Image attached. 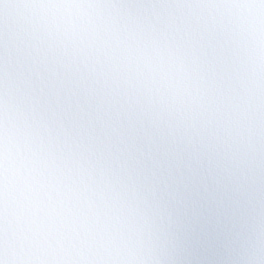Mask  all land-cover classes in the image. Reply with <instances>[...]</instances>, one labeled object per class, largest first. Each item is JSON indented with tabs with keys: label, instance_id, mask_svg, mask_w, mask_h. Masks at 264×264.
<instances>
[{
	"label": "snow or ice",
	"instance_id": "obj_1",
	"mask_svg": "<svg viewBox=\"0 0 264 264\" xmlns=\"http://www.w3.org/2000/svg\"><path fill=\"white\" fill-rule=\"evenodd\" d=\"M0 264H264V0H0Z\"/></svg>",
	"mask_w": 264,
	"mask_h": 264
}]
</instances>
